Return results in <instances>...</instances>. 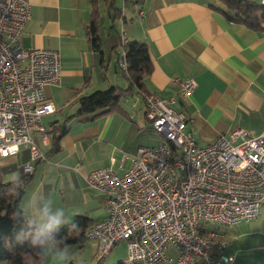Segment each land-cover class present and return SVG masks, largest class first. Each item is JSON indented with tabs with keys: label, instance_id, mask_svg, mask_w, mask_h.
<instances>
[{
	"label": "crops",
	"instance_id": "0c3cea01",
	"mask_svg": "<svg viewBox=\"0 0 264 264\" xmlns=\"http://www.w3.org/2000/svg\"><path fill=\"white\" fill-rule=\"evenodd\" d=\"M103 1L107 4L110 0ZM28 2L30 18L21 44L24 48L57 51L61 77L58 85L44 88L46 98L55 107L54 113L42 118V122L48 118L43 122L49 132L45 142L39 133L32 134L43 159L30 161L28 148H22L17 156L0 159V168L5 167L10 180L31 175L20 201L21 207L27 206L26 211L41 210L43 202L52 197L53 209L64 208L70 219L76 214L94 221L105 218L102 196L86 184V175L102 167L122 174L131 166L139 147L155 145L146 139L154 130L144 115L143 96L133 89L121 100L117 111L88 120L76 116L67 119L68 130L60 140V150L52 149L51 124L56 126L74 114L80 97L111 85L128 86L117 65L123 39L147 44L153 63V71L144 78L149 93L175 95L174 79L194 80L192 93L172 107L192 117L187 130L197 144L205 145L238 128L250 135L264 131V30L232 22L210 7L209 0H141L122 38L117 41L109 37L104 47L99 30V0ZM111 6L114 13L109 17L124 23L123 0L122 8L113 3ZM94 8L98 14V49L91 47L87 36ZM115 9H120L118 15ZM28 162L33 164L29 173L23 170ZM256 220L234 224L235 229ZM209 229L226 238L220 228ZM251 231L255 237L256 230ZM87 240L96 255L97 242L89 238L84 241ZM258 244V238L251 241L252 246ZM80 245L84 246V242ZM228 246L227 240L224 253Z\"/></svg>",
	"mask_w": 264,
	"mask_h": 264
},
{
	"label": "built area",
	"instance_id": "2783aa9c",
	"mask_svg": "<svg viewBox=\"0 0 264 264\" xmlns=\"http://www.w3.org/2000/svg\"><path fill=\"white\" fill-rule=\"evenodd\" d=\"M264 5V0H256ZM143 15V12H139ZM30 18L28 0H0V159L28 148L30 161L43 159L32 134L46 140L44 116L55 112L47 85L61 77L57 51L24 48L21 38ZM126 40L117 65L126 69ZM175 95L143 97L146 119L165 141L139 147L122 174L110 167L89 172L86 184L102 196L107 213L85 236L97 242V259L125 241L128 264H236L224 249L227 240L208 224L234 225L256 220L264 205V131L234 129L228 136L197 144L187 125L191 116L175 110L194 80L174 79ZM33 166H23L27 173ZM208 228V227H207Z\"/></svg>",
	"mask_w": 264,
	"mask_h": 264
},
{
	"label": "trees",
	"instance_id": "16d2710c",
	"mask_svg": "<svg viewBox=\"0 0 264 264\" xmlns=\"http://www.w3.org/2000/svg\"><path fill=\"white\" fill-rule=\"evenodd\" d=\"M209 6L218 9L224 16L234 23L242 24L252 30H264V5L256 0H209ZM141 0H123L124 7L135 5ZM117 15L120 9H115ZM96 8L91 12L89 24L87 26V36L93 49H98L100 39L97 28ZM123 48L125 49L126 69L121 70L122 75L128 81L125 88L111 85L105 89H98L90 94L80 97L78 106L74 114L64 118L62 123L56 126L51 124V145L53 151L60 150V140L67 132V119L76 116L79 120H88L107 115L120 109L121 100L133 89L141 93L144 97L150 94L144 85V78L153 71V63L149 55L147 44L138 40H127ZM46 132L48 130L46 129ZM31 182V175L14 180L3 179L0 170V261L6 264H37L42 258L37 253L38 247L31 245L32 237H28L23 243L16 239L15 232L24 226L25 216L23 213L17 218L14 213L21 208V195ZM78 222L80 230L78 232L69 231L67 226L62 227L57 234V239H63L68 245L82 244L86 238V230L94 222L86 215L76 214L72 218ZM209 228L200 227L199 232L207 235ZM63 247V245H61ZM104 257L97 259L90 264H102ZM117 264H126L119 261Z\"/></svg>",
	"mask_w": 264,
	"mask_h": 264
},
{
	"label": "rangeland",
	"instance_id": "374dc122",
	"mask_svg": "<svg viewBox=\"0 0 264 264\" xmlns=\"http://www.w3.org/2000/svg\"><path fill=\"white\" fill-rule=\"evenodd\" d=\"M111 3H113L117 8H122V0H110L107 4L104 3L103 0H99V10L101 14V17L99 19V30L102 45L104 47L107 38L112 37L117 39V41L122 38V35L126 31V27H128L131 21L130 17L134 18L136 15L135 9H138L140 7L139 3L137 4V6L135 4L136 7L134 9L133 6L130 5L129 7L126 5L124 8L126 21L123 23L117 18L112 20L111 17H109V13H114ZM118 47L120 48V45ZM47 120L48 118H44L43 122L45 123ZM146 139L150 140V143H152L153 141V143L155 144L153 146H158V142L165 141L162 135H160L156 131L150 132L149 136H147ZM0 169L3 175V179L5 181L10 180L5 167L2 166V168ZM39 171L40 170L37 171V174H39ZM48 200H51L52 204L55 203L52 197ZM44 203L45 202H43V204ZM207 227L220 228L221 232L225 233L226 238L224 239L228 240L229 242V246L226 248V254L232 257L234 256L236 258V264H264V205H262L258 220L237 225L236 229L234 225L226 226L218 224H208ZM251 228L256 230L255 233H253L255 237L251 236ZM254 238H258V246L251 245V241ZM90 243L91 242L87 240L84 241V246L80 244L69 245V254L67 256V261H57L56 264H90L96 262L97 257L96 255H94L95 253L93 251V248L90 246ZM126 259V243L122 240L118 245L114 246L113 250L108 256L104 257L102 264H117L119 261L125 262ZM0 264L6 263L4 261H0ZM37 264H49V261L41 259Z\"/></svg>",
	"mask_w": 264,
	"mask_h": 264
},
{
	"label": "clouds",
	"instance_id": "9594fccd",
	"mask_svg": "<svg viewBox=\"0 0 264 264\" xmlns=\"http://www.w3.org/2000/svg\"><path fill=\"white\" fill-rule=\"evenodd\" d=\"M26 207V205L22 206L14 213L17 218L21 213L25 216L24 226L15 232L17 241L23 243L25 239L32 237L31 245L39 249L37 255L49 261V264L67 261L69 245L62 238L56 237L60 229L65 226L69 231L78 232L80 230L78 222L70 219L64 208L53 209L51 200L46 201L41 210L29 212L25 210ZM229 259V257L225 258V264H229Z\"/></svg>",
	"mask_w": 264,
	"mask_h": 264
}]
</instances>
